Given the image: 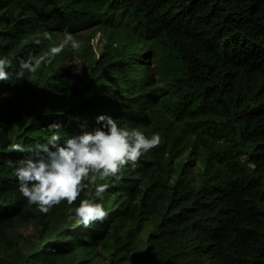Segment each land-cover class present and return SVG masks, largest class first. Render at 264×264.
<instances>
[{
	"label": "trees",
	"instance_id": "16d2710c",
	"mask_svg": "<svg viewBox=\"0 0 264 264\" xmlns=\"http://www.w3.org/2000/svg\"><path fill=\"white\" fill-rule=\"evenodd\" d=\"M65 30L77 50L0 82V264H264V0H0L10 72ZM104 114L159 146L72 205L29 206L7 161L30 153L8 146L46 144L53 123L94 132ZM104 183L107 218L70 219Z\"/></svg>",
	"mask_w": 264,
	"mask_h": 264
},
{
	"label": "clouds",
	"instance_id": "9594fccd",
	"mask_svg": "<svg viewBox=\"0 0 264 264\" xmlns=\"http://www.w3.org/2000/svg\"><path fill=\"white\" fill-rule=\"evenodd\" d=\"M42 36L45 40L52 39L48 32L42 33ZM41 42L40 39L36 40L37 44ZM69 45L74 51L80 47L72 34L65 30L63 43L50 47L48 52L39 57L30 53L20 59L15 72L8 71L12 66L10 60L0 58V82L14 85L24 80L27 74H35L42 64L50 62V57L60 54ZM97 123H102L103 128L72 137L63 136L62 125L53 123L45 130L50 133L46 144L37 143L26 147L21 143H12L8 146V152L30 153L19 161H7L14 168L18 190L29 206L35 205L41 213L48 214L64 201L72 205L89 184L109 177L119 180L122 169L129 165L135 169L141 156L158 147L161 142L159 134L148 138L138 129L118 125L116 119L107 114L98 116ZM108 188L107 183L97 185L95 196L101 202L81 200L70 219H75L86 228L94 222L102 223L108 216L102 203Z\"/></svg>",
	"mask_w": 264,
	"mask_h": 264
},
{
	"label": "rangeland",
	"instance_id": "374dc122",
	"mask_svg": "<svg viewBox=\"0 0 264 264\" xmlns=\"http://www.w3.org/2000/svg\"><path fill=\"white\" fill-rule=\"evenodd\" d=\"M101 38H102L101 35L98 34V35L96 36V38L92 40L91 44H92V46L94 47V49L98 50V49L101 47V43H102V42H101ZM61 42H62V43L64 42V38H61ZM74 63L77 64V61L75 60ZM79 86H80V84H78V87H79ZM32 231H33V228H32L31 225L24 226V227H22V229L19 230V232H22V233H24V234H29V233H31Z\"/></svg>",
	"mask_w": 264,
	"mask_h": 264
}]
</instances>
